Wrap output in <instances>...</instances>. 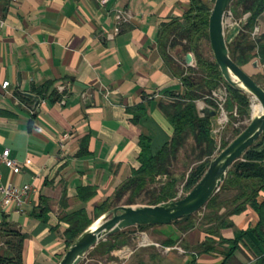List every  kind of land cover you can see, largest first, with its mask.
<instances>
[{
    "label": "crops",
    "instance_id": "crops-1",
    "mask_svg": "<svg viewBox=\"0 0 264 264\" xmlns=\"http://www.w3.org/2000/svg\"><path fill=\"white\" fill-rule=\"evenodd\" d=\"M189 8L190 0H0V154L10 150L22 170L1 172L5 184L34 188L22 207L0 209V221L26 237L23 264H58L67 251L65 217L84 210L98 220L96 210L139 169L140 138L153 153L170 141L172 127L157 105L182 93L180 74L195 62L189 66L179 50L165 56L161 29ZM254 34L264 36V13ZM244 71L256 77L264 65L254 60ZM196 105L201 116L215 109ZM137 106L145 115L135 123L130 110ZM201 214L182 238L149 234L164 236L173 226L131 228L99 243L81 264H164L179 249L177 264H187L206 239ZM227 221L220 236L232 240L254 227L258 214L246 207ZM168 238L176 244L165 246ZM225 251L216 246L196 264H223ZM229 264H254V257L242 246Z\"/></svg>",
    "mask_w": 264,
    "mask_h": 264
},
{
    "label": "trees",
    "instance_id": "trees-1",
    "mask_svg": "<svg viewBox=\"0 0 264 264\" xmlns=\"http://www.w3.org/2000/svg\"><path fill=\"white\" fill-rule=\"evenodd\" d=\"M214 2L215 0H190L189 11L181 18L163 24L161 38L164 55H168L167 51L179 50L184 56L191 54L195 62L194 67H188L180 74L182 93L168 94L157 105L172 127L171 139L153 153L149 139L140 138L139 169L118 187L112 198L96 210L95 219L116 206L153 207L184 197L197 185L212 159L242 131L239 128L232 129L234 123L250 118L249 98L232 89L223 80L210 48V56L205 54L204 46L209 45V17ZM230 10L235 20L244 19L237 32L226 39L231 59L242 69L254 60L264 65V36L257 37L254 34L257 20L264 13V0H234L228 11ZM252 79L264 89V74ZM221 88L228 92L226 104L230 102L233 108L237 107V112L226 128V131L232 129L231 138H222L218 146L213 134V119L201 116L196 102L205 101L216 108L215 101L210 97L212 92H218ZM144 110V106L130 110L135 123L144 117ZM178 164L183 166L187 176L175 173L174 169ZM179 179L185 182L183 195L180 197ZM91 196L92 193L88 194V197ZM246 207L258 214L256 225L246 231L236 232L232 240L221 238L220 230L231 226L227 221L228 217L240 214ZM201 213L202 221L199 225L200 228L206 227L202 230L206 239L198 245L196 252L192 254V260L187 264H196L198 255L214 252L216 246L226 247L223 264H229L242 246L254 257V264H264V135L233 165L224 185L204 209L194 216L177 220L170 226L178 227L179 232L185 234L197 227L196 216ZM3 219L0 221V239L6 238V241L0 246V264H23V244L26 237L10 230ZM64 220L69 225L64 233L68 249L93 221L84 210L74 212ZM152 227L155 226H139L136 229L144 231ZM129 231L130 229L124 230L108 240H115ZM164 244L174 246L176 241L168 238ZM112 248L113 246L107 248L106 252Z\"/></svg>",
    "mask_w": 264,
    "mask_h": 264
},
{
    "label": "water",
    "instance_id": "water-1",
    "mask_svg": "<svg viewBox=\"0 0 264 264\" xmlns=\"http://www.w3.org/2000/svg\"><path fill=\"white\" fill-rule=\"evenodd\" d=\"M233 1L215 0L214 2L208 26L210 50L223 80L232 89L249 98L250 110L255 99L261 106V112L254 115L251 111L248 125L212 159L197 185L184 197L153 207L116 206L84 230L67 249L58 264H81L99 243L124 230L139 226H167L198 213L220 191L233 165L241 160L264 135V89L244 69L233 62L227 46L225 16ZM186 61L187 64H192L191 54L186 56ZM201 112L208 118L216 116L214 110L202 109Z\"/></svg>",
    "mask_w": 264,
    "mask_h": 264
},
{
    "label": "built area",
    "instance_id": "built-area-1",
    "mask_svg": "<svg viewBox=\"0 0 264 264\" xmlns=\"http://www.w3.org/2000/svg\"><path fill=\"white\" fill-rule=\"evenodd\" d=\"M108 0H102L103 3H106ZM232 20L231 12L227 11L225 16V24L226 20ZM232 20L231 25H235L236 28H240L242 20L234 22ZM256 35V34H255ZM189 66H194L190 63ZM9 86L8 82H5L2 87L6 89ZM228 92L225 88L220 91L212 92V96L210 99L215 101L216 108L214 111L216 112V122L213 123V134H220L222 130H224L225 126L228 124V117L229 115H236L237 107H234L233 112L227 113L225 110V103L227 102ZM214 134V136H216ZM217 134V135H218ZM220 142H217L218 146H220ZM10 150L6 149L0 154V209H10V208H19L28 201L30 195L34 193V188L32 185L26 184L22 187L18 185L7 182L6 184L3 183V176L1 172V168L6 166L13 175H19L21 173V166L11 159L10 157ZM181 196V195H179Z\"/></svg>",
    "mask_w": 264,
    "mask_h": 264
},
{
    "label": "rangeland",
    "instance_id": "rangeland-1",
    "mask_svg": "<svg viewBox=\"0 0 264 264\" xmlns=\"http://www.w3.org/2000/svg\"><path fill=\"white\" fill-rule=\"evenodd\" d=\"M233 10V9H232ZM232 10H230V12H231V16H232V20H234V17H233V15H232ZM232 20H230V19H228L227 18V20H226V24H225V35H226V39L229 37V36H231L230 34L231 33H229L228 31H230V24H231V22H232ZM209 48H210V46L209 45H205L204 46V50H205V54H206V56L207 57H209L210 56V52H209ZM223 88H221L220 90H222ZM199 106H201V104L199 105ZM233 107H232V105L230 104V102H228L227 104L225 103V110L227 111V113H230V112H233ZM251 111H252V113H253V108L250 110V115H251ZM249 115V116H250ZM231 117H233V115H229V117H228V124L229 123H231V121L233 120V119H231ZM249 120H250V118L249 119H247V120H239L238 122H235L234 123V125H233V127H231L232 129L234 128H236V129H242V130H244V128L248 125V123H249ZM228 124L225 126V129L224 130H222L221 132H220V134H215L216 136H215V140H216V142H219V141H221V139L222 138H225V139H229V138H231V132H232V129L230 128V129H228L227 131H226V128H228ZM219 154V153H218ZM217 154V155H218ZM174 171H175V173L176 174H178V175H181V174H183L184 175V177L185 176H187V172L185 173V171H184V168H183V166H181L180 164H178V166H177V168L175 167V169H174ZM178 177V176H177ZM179 181H180V183H179V187H178V190H179V195H183V186H184V181H181L180 179H179ZM180 197V196H179ZM192 216H194V215H192ZM201 216H202V214H201ZM196 218L197 219H199L200 218V216L198 215V216H196ZM165 227H170V225H167V226H165ZM172 229V228H171ZM171 229H165L166 231L164 232V236H162L161 234H152V232L151 231H149V234L150 235H152L154 238H158L160 241L161 240H163V239H165L166 237H168V235L170 236V237H174V238H177V237H183V235H181V233L176 229V227H174V229H172V231L171 232H169L168 230H171ZM148 234V233H147ZM144 236H146V235H144ZM146 238H148V237H146ZM149 239V238H148ZM186 240L188 241V239H187V236H186ZM166 252V251H165ZM182 250L181 249H179V250H177V251H171L169 254H171V255H169L168 256V258H166V260H165V262H164V264H177L178 262V258L180 257V259L182 258V256H177L176 254H182ZM168 259V260H167ZM180 263L182 262V259H181V261H179Z\"/></svg>",
    "mask_w": 264,
    "mask_h": 264
},
{
    "label": "bare ground",
    "instance_id": "bare-ground-1",
    "mask_svg": "<svg viewBox=\"0 0 264 264\" xmlns=\"http://www.w3.org/2000/svg\"><path fill=\"white\" fill-rule=\"evenodd\" d=\"M252 108H253L254 115L259 114L261 112V106L255 99H253L252 101Z\"/></svg>",
    "mask_w": 264,
    "mask_h": 264
}]
</instances>
